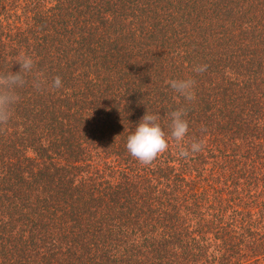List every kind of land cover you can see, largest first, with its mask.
<instances>
[{
  "label": "trees",
  "instance_id": "obj_1",
  "mask_svg": "<svg viewBox=\"0 0 264 264\" xmlns=\"http://www.w3.org/2000/svg\"><path fill=\"white\" fill-rule=\"evenodd\" d=\"M21 52L0 264H264V0H0V73ZM185 78L194 101L166 83ZM180 108L203 150L133 158L144 115L170 135Z\"/></svg>",
  "mask_w": 264,
  "mask_h": 264
},
{
  "label": "clouds",
  "instance_id": "obj_2",
  "mask_svg": "<svg viewBox=\"0 0 264 264\" xmlns=\"http://www.w3.org/2000/svg\"><path fill=\"white\" fill-rule=\"evenodd\" d=\"M16 64L20 65L19 72L0 73V129L7 127L11 121L14 106L20 100L17 89L24 87L27 82L25 77L32 74L35 68L33 58L23 52L16 57ZM207 67V65L196 66L193 71L199 74L205 72ZM42 77V72L34 74L32 84L37 90L42 89L46 84V80ZM166 83L170 85L174 92L184 97L186 101L190 102L196 99L195 79H174L168 80ZM50 87L54 89L62 88L61 77H55ZM168 115L171 119L170 135L166 134L162 129L159 123L160 116L147 112L135 128V131L128 136L127 151L142 165H151L160 155L167 152L169 140L174 141L178 150L177 156L180 158H189L203 150V139L193 140L187 147L184 144L189 132V123L185 119L187 111L184 108H180Z\"/></svg>",
  "mask_w": 264,
  "mask_h": 264
}]
</instances>
